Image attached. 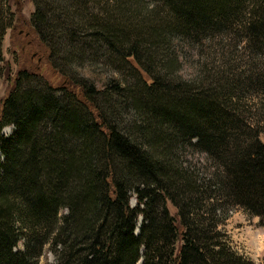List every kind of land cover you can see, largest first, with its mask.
Listing matches in <instances>:
<instances>
[{"label":"trees","instance_id":"16d2710c","mask_svg":"<svg viewBox=\"0 0 264 264\" xmlns=\"http://www.w3.org/2000/svg\"><path fill=\"white\" fill-rule=\"evenodd\" d=\"M33 2L54 69L91 52L123 76L63 73L78 90L60 98L22 87L36 71L17 73L0 115L14 126L0 134V264H39L46 244L54 264H252L218 227L235 206L264 226V111L252 121L243 104L264 92V0ZM1 7L0 62L12 26ZM173 43L200 55L196 77L175 75ZM241 43L262 61L231 66Z\"/></svg>","mask_w":264,"mask_h":264},{"label":"rangeland","instance_id":"374dc122","mask_svg":"<svg viewBox=\"0 0 264 264\" xmlns=\"http://www.w3.org/2000/svg\"><path fill=\"white\" fill-rule=\"evenodd\" d=\"M1 3L2 4L0 7L2 6L1 9L3 11L2 21H11L12 26L7 27L2 41V55L4 60H1L0 62V67H2L0 72V115L3 110V102L14 87L15 80L18 75L17 73L20 70L28 69L38 73V75L32 79V83L26 81L22 82V87L24 89H31L42 93L44 86L47 87L52 85L55 88L52 87L48 91H51V94L60 98H66L69 94H71L70 92L73 93L71 89H74L75 91L78 90L75 84L73 85L67 83L66 78H64V75H62L63 73H67L70 77L75 79H80L82 70L84 69V75H90L89 79L91 82L93 83V81H98L100 85L104 81H113L112 79L123 76V70H119V68L122 66L121 62L113 63L111 60L104 59L98 55H91V52H88L83 57H73L74 62L72 63L74 64L65 62L62 57L61 63L56 62L54 59L55 62L53 63L56 69L61 68L63 71L60 72L58 70V72L47 61L46 48L40 42L35 33H33L30 23L31 15L35 10L33 0H1ZM228 41L234 45V41L236 40L228 38ZM174 43L172 46L173 55H170L169 58L172 59L175 55H177V57L180 56L183 61L179 68V73L175 75L179 80L192 79L196 77L199 73L197 71L199 68L195 67L198 66L197 62L200 60V58L197 57L200 55L196 53L190 54L191 45L185 47V45L178 44L176 46ZM238 50L239 51H236V55H241V57H234L235 60H233V62L230 64L231 66L237 65L247 67L251 64H256L257 62L262 61V58L256 55L248 54V51L243 49V43L240 44ZM225 57H228V55H225ZM203 77L204 76L202 75L201 78ZM129 81L134 83L136 82L134 80ZM62 83L67 85L69 89L62 88L64 86ZM60 85L61 88H56ZM68 101L72 103L74 102V100L71 101L70 98H68ZM107 102L108 105L111 104L109 100H107ZM107 104H102V107L105 109ZM243 104L246 105V116H248L252 121H257L258 118L263 116L264 92H258L253 95L249 93L243 100ZM105 111L107 110L105 109ZM133 114L134 113L130 109H124L120 113V115L123 117L121 120H129L132 118ZM13 129L14 126L12 125H4L0 129V134L2 133L4 136H10L13 132ZM194 153L195 157L201 155L198 152ZM3 157L4 156L2 155L0 149V160ZM136 204L137 199L135 196H132L130 199V205L136 206ZM167 204L172 214L177 213V208L171 203V201H168ZM65 212V209H60L59 215ZM217 213L220 215L222 214L220 210ZM226 213H228V215H225L218 228L220 231L225 233L224 238L227 244L237 254L242 255L246 259L252 261V264H264V226L260 223V216L249 213L241 206L230 208ZM141 223L142 216H138L137 229ZM50 247V244H46L43 254L39 258V264L56 263V253Z\"/></svg>","mask_w":264,"mask_h":264},{"label":"water","instance_id":"95a60500","mask_svg":"<svg viewBox=\"0 0 264 264\" xmlns=\"http://www.w3.org/2000/svg\"><path fill=\"white\" fill-rule=\"evenodd\" d=\"M143 263V260L141 259L137 264H142Z\"/></svg>","mask_w":264,"mask_h":264}]
</instances>
